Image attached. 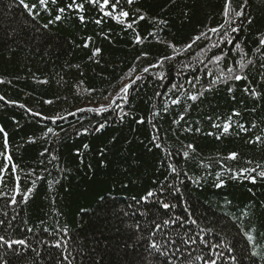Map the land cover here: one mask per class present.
Masks as SVG:
<instances>
[{
	"label": "trees",
	"instance_id": "trees-1",
	"mask_svg": "<svg viewBox=\"0 0 264 264\" xmlns=\"http://www.w3.org/2000/svg\"><path fill=\"white\" fill-rule=\"evenodd\" d=\"M224 2L121 0L113 15L130 16L120 24L86 0H77L83 12L69 8L72 0H0V127L8 139L5 149L0 133V153L17 166L13 174L0 155V236L27 245H0V264H264V179L256 176L264 170V0H232L234 10L243 6L244 16L233 17L238 30L210 32L224 22ZM230 67L246 79L225 82ZM137 76L119 107L87 111ZM57 115L66 119L40 118ZM49 127L59 136L45 135ZM188 144L195 150L185 159ZM231 152L238 158L226 159ZM14 175L22 191L35 182L26 203ZM148 191L155 195L141 199Z\"/></svg>",
	"mask_w": 264,
	"mask_h": 264
},
{
	"label": "snow or ice",
	"instance_id": "snow-or-ice-1",
	"mask_svg": "<svg viewBox=\"0 0 264 264\" xmlns=\"http://www.w3.org/2000/svg\"><path fill=\"white\" fill-rule=\"evenodd\" d=\"M21 2H23V0H21ZM52 3H56V0H51ZM135 2V0H127V3L129 5H132L133 3ZM48 3V0H39V4L40 5H46ZM86 3L88 4H92L93 6H98L99 7V10L101 12H103L104 16H108L112 19H115L118 23L120 24H124L125 23V19L129 18L130 16V13L127 12V11H123V10H120L119 11V15L116 16V15H113L114 12H116V9H117V6L121 3V0H115V3H110V0H86ZM232 0H225L224 2V5H223V9H222V16L224 18V22L219 26V28H210L209 31L210 32H213V33H217L219 32L221 29H224L225 26H228V27H231V31L232 32H236L238 29L237 27L233 26L236 24V19H239L241 17L244 16V12H243V6H241V10L239 11H236L232 8ZM73 6H75V10L78 11V12H83L84 11V4H77V0H72V3L69 5V8H72ZM24 7L26 9H28V13L29 15L33 16V19H35V15L33 14L32 12V9L27 5L25 4ZM33 7H35L33 5ZM106 8H110L111 11H105ZM59 11L61 13H63L65 10L63 8L59 9ZM139 11V10H137ZM121 17L125 18V19H120ZM233 17H235L236 19H234ZM56 20H60L61 17L60 16H56L55 17ZM139 19L140 20H143L144 19V16L141 15L139 16ZM79 20L81 23H84L85 22V17L83 15L79 16ZM52 21H49V23H51ZM136 21H133V23H135ZM95 23L99 24L101 23L100 20H96ZM247 23L251 24L252 23V20L251 19H247ZM44 27H47V25H44ZM127 28L131 29L132 28V23H128L127 24ZM206 37V34H202ZM201 37H196L190 44H188L186 46V49H190L192 47V45L196 42V40H199ZM91 38H89L90 40ZM135 42L136 43H140L141 42V38L139 36H137L135 38ZM229 43H232V41H228ZM260 46L264 47V38H261L260 41ZM170 47H172V45H169ZM84 47H88V43L85 42L84 44ZM235 47L237 49H240L241 48V45L239 43L235 44ZM173 51L174 52H177L178 50L173 47ZM100 52V49H94L93 52H92V56L95 57L98 53ZM143 57H147V53H143L142 54ZM173 57H165V59H169L171 60ZM221 57H216V60H220ZM249 63H251V61H249ZM244 65L241 64V68H243ZM143 71L145 73H147L149 71V69L147 67H145L143 69ZM228 73L229 75H227L226 77V80L225 82H227V80H235V81H241L243 79H246L245 76L243 75H240V74H237L235 72V70L233 68H228ZM160 75H163V73H161ZM142 79L141 76H137L135 80H132L130 83L128 84H124L118 92H116L115 96L112 97V99L109 100V103L107 105H102L101 107L99 108H89L87 109V111L89 112H95L97 114H100V113H103V112H106V111H109L113 105H115L116 107H119V105L116 103L117 100H124L126 101L127 100V97H128V94H129V89L132 87L133 84L136 83L137 80H140ZM216 81H213V83H215ZM229 92H232V89L229 88L228 89ZM246 92H251V95L255 98L258 93L252 91L251 89H246L245 90ZM190 99H192L193 101H195L197 99L196 96H190L189 97ZM4 98L3 97H0V100H3ZM105 99H108V97H105ZM173 103H177V101L173 100L172 101ZM45 103H52V101H45ZM20 107H24L23 105H20ZM80 111H84V109H81ZM32 115H37L39 116L40 114L39 113H32ZM71 115H75V113H71ZM233 115H238V113H233ZM41 119H48V120H51V122L53 124H56L58 120H63V119H66V117L64 116H60V115H57L55 117H43L41 116L40 117ZM181 119H183V117H181ZM178 123V121H176ZM138 123H143V121H138ZM105 125L104 124H100L98 127H96L94 130L95 131H99L100 129L104 128ZM213 127H217V128H220L221 125L219 124H214ZM231 125L229 123H225L223 124L222 126V132L223 133H228L229 132V129H230ZM241 128H243V125H240ZM62 131H66L64 129H62ZM88 131V129H84V132L86 133ZM196 131H199V129H196ZM77 132V135L81 134L79 132V130H76ZM0 133H4V148L7 149L8 148V139H7V133L4 131V129L2 127H0ZM51 133L53 136H59V133L55 132L53 130V128H48L47 129V133H45V135ZM211 135V133H209ZM217 139H219L220 137L217 136L216 137ZM158 139V138H157ZM257 141H260L261 138L260 137H257L256 138ZM155 142V140L153 141ZM249 143H252V141H249ZM156 147H160V145L157 143L156 144ZM84 148L87 149L88 148V145L85 144L84 145ZM186 149L184 152H183V157L185 159H187L189 157V153L194 151V146L192 144H188L186 146ZM0 155H4V160L6 162L7 165H11V171L13 174L16 173L17 171V166L14 165V164H11V160H12V157L9 156V155H6V154H3V153H0ZM238 158V153L236 152H231L229 153V155L226 157V159H229V160H235ZM169 169L173 172V173H176L177 172V169L174 165L172 164H169ZM261 166L260 165H257V168H260ZM7 170L6 167L4 168H0V183H3L5 182V178H4V173L5 171ZM249 172H256V169L255 168H250V169H243L239 175L243 176L245 173H249ZM185 175H187L185 173ZM219 176L220 174H217V179H218V183H216V187L217 188H220V187H223V181L219 179ZM256 176L260 177L261 179H264V170H261L259 172H256ZM256 176H246L245 178L249 180L250 183H256ZM14 178L16 180V184H15V187L13 188V191L17 194V195H22L23 196V200L20 201V203H26L27 200L29 199L30 197V194L33 192L34 188H35V182H33V186L28 188L26 191H22L21 190V187H20V184H19V180H20V177L18 175H14ZM230 179H236L237 178V175L236 174H233L232 176L229 177ZM37 179H41L40 177H37ZM51 181H49V185H51ZM198 183V181H197ZM168 187H172L171 184L168 185ZM180 189L179 188H176L173 195L176 193V192H179ZM155 195V193L153 191H148L146 196L145 197H142L141 199L143 200H147L148 197H153ZM12 203L15 204L17 203V200H16V196H12ZM161 206L164 208V209H169V208H174L176 205L174 204H169V203H165V202H161ZM185 211H187V209H185ZM177 220L180 219V217H176ZM0 223H2V221H0ZM169 221L168 220H165L164 221V224H168ZM192 223L195 224L196 221L195 220H192ZM157 228L160 227L159 224L156 225ZM29 231H31V229H29ZM211 231V230H209ZM245 236H246V239L248 240L249 244L252 243L253 241V236L250 234V233H245ZM3 244H7V247L9 249H12L13 248V245H21V246H27L26 243H25V240L24 239H11V240H6L3 236H0V245H3ZM59 245H57L58 247ZM151 247L155 248L156 245L155 244H152ZM252 256H257V252L256 251H252L251 253ZM211 264H215V261H212Z\"/></svg>",
	"mask_w": 264,
	"mask_h": 264
}]
</instances>
